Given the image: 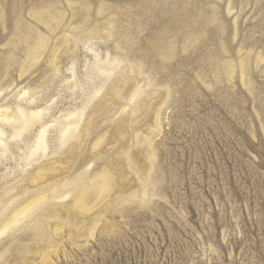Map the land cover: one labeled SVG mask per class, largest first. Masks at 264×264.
<instances>
[{
  "label": "rangeland",
  "instance_id": "rangeland-1",
  "mask_svg": "<svg viewBox=\"0 0 264 264\" xmlns=\"http://www.w3.org/2000/svg\"><path fill=\"white\" fill-rule=\"evenodd\" d=\"M0 264H264V0H0Z\"/></svg>",
  "mask_w": 264,
  "mask_h": 264
},
{
  "label": "bare ground",
  "instance_id": "bare-ground-1",
  "mask_svg": "<svg viewBox=\"0 0 264 264\" xmlns=\"http://www.w3.org/2000/svg\"><path fill=\"white\" fill-rule=\"evenodd\" d=\"M136 98H137V97H136ZM132 100H133V99H132ZM21 110H22V109H21ZM20 113H21L20 115L23 116V117L20 116V118H21L22 120L25 119V118L28 116V114H25L24 111H20ZM14 114H15V113H14ZM11 115H12V114H11ZM4 116H5V117H4ZM14 116H15V115H14ZM31 116H36V115H35V114H31ZM3 117L5 118V120L11 118V117L8 118V116H6V114H4ZM17 117H18V116H17ZM28 117H29V116H28ZM28 117H27V119H25V121L23 122V129H24V128H28V127L31 126L32 121H31V119H28ZM4 118H2V119H4ZM12 118H13V117H12ZM29 118H30V117H29ZM31 118H32V117H31ZM17 119H18V118H17ZM32 119H35V118H32ZM36 119H37V118H36ZM11 121H14V119L11 120ZM15 121H16V120H15ZM3 122H4V121H3ZM71 123H72V122H71ZM33 126H34V125H33ZM31 127H32V126H31ZM61 128H62V127H61ZM66 129H67V128H66ZM69 131H70V130H69ZM44 132H45V131H44ZM66 132H67V131H66ZM72 132H73V131H72ZM85 132H86V131H85ZM59 133H60V132H59ZM15 134H16V133H15ZM19 134H21V133H19ZM19 134H18V135H19ZM60 134H62V133H60ZM69 134H70V133H69ZM21 135H22V134H21ZM72 135H73V133H72ZM43 136H44V134L42 133V135L39 137V140L37 141V142H38V143H37V147H38L37 149H38V150H41V149L44 147V144H45V141H46V140L44 141ZM14 137H15V136H14ZM17 137H18V136H17ZM20 137H21V136H20ZM44 137H45V136H44ZM70 141H71V140H70ZM66 143H68V142H66ZM81 143H82V142H81ZM5 146H6V145H5ZM5 146H4V147H5ZM45 148H46V146H45ZM33 150H34V149H33ZM42 150H43V149H42ZM33 152H34V151H33ZM44 152H46V151H44ZM31 155H32V157H34V156H33V155H34L33 153H32ZM27 158H28V157H27ZM35 158H36V157H35ZM29 160H30V159H29ZM36 160H38V159H36ZM24 161H25V160H24ZM35 162H36V161H35ZM108 185H109V184H108ZM65 195H66V194H65ZM68 195H70V194H68ZM24 207H25V206H24ZM26 210H28V209H26ZM21 213L24 214L23 212H21ZM20 216H21V214H20ZM10 223H11V222H10ZM10 223H9V224H10ZM9 224H8V225H9ZM6 227H8L7 224H6ZM6 227H4V228H6ZM3 233H4V232H3Z\"/></svg>",
  "mask_w": 264,
  "mask_h": 264
}]
</instances>
